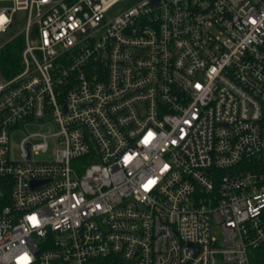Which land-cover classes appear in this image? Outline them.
<instances>
[{
  "label": "built area",
  "instance_id": "2783aa9c",
  "mask_svg": "<svg viewBox=\"0 0 264 264\" xmlns=\"http://www.w3.org/2000/svg\"><path fill=\"white\" fill-rule=\"evenodd\" d=\"M120 1L0 0V264H264V0Z\"/></svg>",
  "mask_w": 264,
  "mask_h": 264
},
{
  "label": "trees",
  "instance_id": "16d2710c",
  "mask_svg": "<svg viewBox=\"0 0 264 264\" xmlns=\"http://www.w3.org/2000/svg\"><path fill=\"white\" fill-rule=\"evenodd\" d=\"M22 49V37L17 35L0 47V74L10 77L18 69L19 54Z\"/></svg>",
  "mask_w": 264,
  "mask_h": 264
},
{
  "label": "rangeland",
  "instance_id": "374dc122",
  "mask_svg": "<svg viewBox=\"0 0 264 264\" xmlns=\"http://www.w3.org/2000/svg\"><path fill=\"white\" fill-rule=\"evenodd\" d=\"M142 0H121L120 2H118L112 9H111V13L112 14H117L123 10H126L128 8L133 7L135 4H137L138 2H140ZM18 29L17 27L14 29V32H16ZM47 157H38L35 160H46ZM218 238V233H216L215 235Z\"/></svg>",
  "mask_w": 264,
  "mask_h": 264
},
{
  "label": "water",
  "instance_id": "95a60500",
  "mask_svg": "<svg viewBox=\"0 0 264 264\" xmlns=\"http://www.w3.org/2000/svg\"><path fill=\"white\" fill-rule=\"evenodd\" d=\"M153 3H155V0L153 1ZM42 182H30V187H34L36 185L41 184Z\"/></svg>",
  "mask_w": 264,
  "mask_h": 264
},
{
  "label": "snow or ice",
  "instance_id": "6c2138e0",
  "mask_svg": "<svg viewBox=\"0 0 264 264\" xmlns=\"http://www.w3.org/2000/svg\"><path fill=\"white\" fill-rule=\"evenodd\" d=\"M0 20H2V18H0ZM32 219H33V220H35V218H34V217H33Z\"/></svg>",
  "mask_w": 264,
  "mask_h": 264
}]
</instances>
